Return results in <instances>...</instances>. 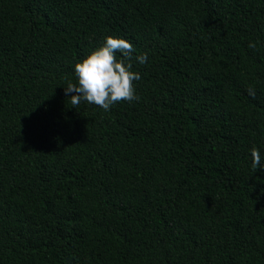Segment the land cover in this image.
<instances>
[{
	"label": "trees",
	"instance_id": "trees-1",
	"mask_svg": "<svg viewBox=\"0 0 264 264\" xmlns=\"http://www.w3.org/2000/svg\"><path fill=\"white\" fill-rule=\"evenodd\" d=\"M108 36L140 99L75 108ZM0 264H264V0H0Z\"/></svg>",
	"mask_w": 264,
	"mask_h": 264
},
{
	"label": "clouds",
	"instance_id": "clouds-1",
	"mask_svg": "<svg viewBox=\"0 0 264 264\" xmlns=\"http://www.w3.org/2000/svg\"><path fill=\"white\" fill-rule=\"evenodd\" d=\"M257 43L250 42L249 48L255 49ZM122 54V58L117 59L116 53ZM133 46L123 38L108 36L105 44L87 55L74 66V73L78 83L71 81L64 87L65 95H71V104L78 107L81 101L102 108L104 111L110 110L113 104L127 101L131 103L139 100L136 95L134 81L141 79L138 72L132 70ZM140 63H146V54L135 57ZM248 95L253 98L256 95L255 89L249 87ZM252 168L257 170L261 167V154L253 147L250 151Z\"/></svg>",
	"mask_w": 264,
	"mask_h": 264
}]
</instances>
